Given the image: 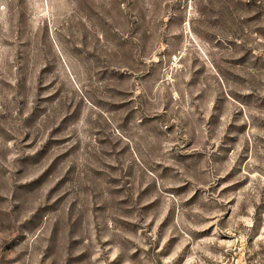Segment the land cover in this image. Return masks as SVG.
Segmentation results:
<instances>
[{
	"label": "rangeland",
	"instance_id": "1",
	"mask_svg": "<svg viewBox=\"0 0 264 264\" xmlns=\"http://www.w3.org/2000/svg\"><path fill=\"white\" fill-rule=\"evenodd\" d=\"M0 264H264V0H0Z\"/></svg>",
	"mask_w": 264,
	"mask_h": 264
}]
</instances>
